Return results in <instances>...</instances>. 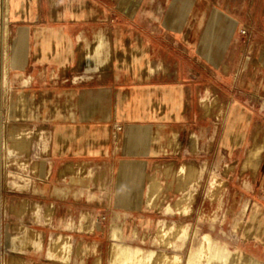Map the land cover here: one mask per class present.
<instances>
[{
  "label": "crops",
  "instance_id": "1",
  "mask_svg": "<svg viewBox=\"0 0 264 264\" xmlns=\"http://www.w3.org/2000/svg\"><path fill=\"white\" fill-rule=\"evenodd\" d=\"M199 4L7 0L14 29L15 86L7 89L18 112L13 117L25 132L46 139L32 142L38 166L28 185L48 202L47 223L40 216L37 224L55 237L46 249L48 258L55 256L51 264H105L104 228L88 229V204L108 219L106 240L115 239L113 220L122 233L131 219L133 224L145 216L178 214L165 211L175 188L168 189L173 175L164 171L184 164L195 169L201 156L209 161L215 155L217 118L210 109L205 114L202 103L215 95L217 71L232 74V34L241 22L216 6L201 19ZM92 49L100 63L88 68ZM228 97L229 111L219 120L221 148L232 154L248 137L252 112ZM117 125L121 130L113 135ZM263 133L264 128L252 131L241 171L255 174L259 165L264 170L262 156L254 173L245 164L249 150L264 143ZM91 233L99 241L86 242ZM123 233L135 238L133 230ZM38 251L26 247L21 259L39 264Z\"/></svg>",
  "mask_w": 264,
  "mask_h": 264
},
{
  "label": "rangeland",
  "instance_id": "2",
  "mask_svg": "<svg viewBox=\"0 0 264 264\" xmlns=\"http://www.w3.org/2000/svg\"><path fill=\"white\" fill-rule=\"evenodd\" d=\"M214 6L241 22L232 34L230 50L235 52L231 60L232 74L217 71L215 95L210 93V101L206 98L202 103L205 114L210 109L217 118L216 153L209 161L201 156L195 169L184 164L164 171L168 177L173 175L168 189L175 188V193L168 190L170 195L165 211L168 215L178 214L145 216L142 220L137 219L134 225V219H131L124 229L135 231V238L123 233L124 229L121 233L119 223L113 220L111 230L117 238L110 235L111 240H106L109 221L104 215L98 217L88 204L85 215L88 229L97 225L104 228L100 240H103L105 264L264 262V170H260V165L257 169L259 159L254 164H247L253 173L257 169L255 174L241 171L245 152L252 146H249L252 131L264 128V0H200L201 19L205 11ZM8 21L7 18L4 23L6 71L3 91L0 88V264H25L21 258L25 257L22 253L26 247H38L39 264H51L55 256L48 258L46 249L55 237L47 225L37 224L41 223L38 222L40 216H44V224L47 223L48 202L39 199L45 193L38 194L36 189L32 194L31 185H28L38 166L36 157L31 154L32 142L38 136L44 143L46 139L39 133L33 137V132H25L13 117L18 112L11 105L7 89L15 86L14 29ZM86 57L88 68L90 65L95 68L100 63L94 49L88 51ZM106 62L105 59L100 65L106 68ZM221 63H225V59ZM228 95L252 112L248 137L240 151L232 154L224 153L221 148L224 145L223 122L219 120L229 111L232 100ZM261 156L262 161L264 152ZM182 166H188L189 170L181 171ZM159 192H163V188ZM33 206L37 209L31 210ZM97 237L91 233L85 241H99ZM68 241L71 253L72 243L69 238Z\"/></svg>",
  "mask_w": 264,
  "mask_h": 264
},
{
  "label": "bare ground",
  "instance_id": "3",
  "mask_svg": "<svg viewBox=\"0 0 264 264\" xmlns=\"http://www.w3.org/2000/svg\"><path fill=\"white\" fill-rule=\"evenodd\" d=\"M6 19H7V0H0V87H1V79L3 78V73L5 71V33H6L5 32V26H6V24H4V23L6 22ZM263 150H264V143L258 142L257 144H255L254 147L249 150V154H248V157L245 161V164L251 165L252 163L254 164L255 162H257L260 159L261 152ZM186 169L189 170V167H187ZM186 169H184V170H186ZM184 170L181 169V171H184ZM184 172H186V171H184ZM155 186H152V187H155ZM160 256H159V258H160ZM161 261H162V259H161Z\"/></svg>",
  "mask_w": 264,
  "mask_h": 264
},
{
  "label": "built area",
  "instance_id": "4",
  "mask_svg": "<svg viewBox=\"0 0 264 264\" xmlns=\"http://www.w3.org/2000/svg\"><path fill=\"white\" fill-rule=\"evenodd\" d=\"M114 129H115V130H114V132H113V135L116 133V131L121 130V126H120V125H117V126H115Z\"/></svg>",
  "mask_w": 264,
  "mask_h": 264
}]
</instances>
